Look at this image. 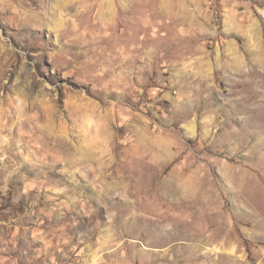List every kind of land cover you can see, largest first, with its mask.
Listing matches in <instances>:
<instances>
[{
	"label": "rangeland",
	"instance_id": "374dc122",
	"mask_svg": "<svg viewBox=\"0 0 264 264\" xmlns=\"http://www.w3.org/2000/svg\"><path fill=\"white\" fill-rule=\"evenodd\" d=\"M0 264H264V0H0Z\"/></svg>",
	"mask_w": 264,
	"mask_h": 264
}]
</instances>
